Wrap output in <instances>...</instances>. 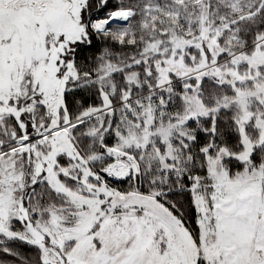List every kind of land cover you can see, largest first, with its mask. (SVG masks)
Instances as JSON below:
<instances>
[{
	"label": "snow or ice",
	"instance_id": "6c2138e0",
	"mask_svg": "<svg viewBox=\"0 0 264 264\" xmlns=\"http://www.w3.org/2000/svg\"><path fill=\"white\" fill-rule=\"evenodd\" d=\"M0 264H264V0H0Z\"/></svg>",
	"mask_w": 264,
	"mask_h": 264
}]
</instances>
